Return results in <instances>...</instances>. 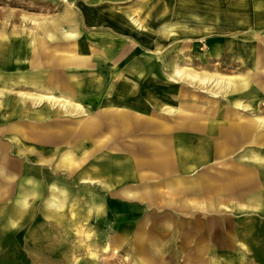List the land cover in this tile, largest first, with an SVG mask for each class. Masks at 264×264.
<instances>
[{
  "label": "bare ground",
  "instance_id": "bare-ground-1",
  "mask_svg": "<svg viewBox=\"0 0 264 264\" xmlns=\"http://www.w3.org/2000/svg\"><path fill=\"white\" fill-rule=\"evenodd\" d=\"M195 1L138 0V16L135 5L74 12L66 3L57 20L19 29L26 36L0 33V68L46 70L22 75L15 85L37 89L19 96L44 109L32 112L19 103L11 116L27 118L41 151L36 159L21 152L37 165L17 183L7 217L14 229L13 218L32 216L43 202L47 246L36 248L37 259L83 264L71 258L85 254L94 258L87 264H116L97 259L103 241V252L124 251L128 264H264V244H257V236L264 238V0H204L198 8L213 30L164 23L171 9L192 13ZM91 26L90 34L82 33ZM211 33L218 34L215 42H208ZM231 35L242 45L224 49ZM207 44L209 51L195 54ZM237 67L234 76L224 75ZM60 68L67 80H60ZM55 84L62 94L41 91ZM3 89L0 97L7 99ZM248 90L253 94L244 104L239 97ZM4 122L9 140L24 137L18 123ZM15 180L14 168L0 166L1 193ZM73 201L85 206L78 222L94 223L96 233L74 236L54 251L50 226ZM66 223L77 230L74 220ZM219 239L235 259L216 261L210 243Z\"/></svg>",
  "mask_w": 264,
  "mask_h": 264
},
{
  "label": "rangeland",
  "instance_id": "rangeland-1",
  "mask_svg": "<svg viewBox=\"0 0 264 264\" xmlns=\"http://www.w3.org/2000/svg\"><path fill=\"white\" fill-rule=\"evenodd\" d=\"M8 0H5L4 3H0V33L4 34L6 36V38L11 37L12 36V32H19V37L20 36H26L28 35V33L26 31L20 32L21 29L26 28V29H30V28H37L39 23H50L51 21H55L57 20L59 17H61L63 15V12L65 10L66 7V3L67 5H71L72 9L74 12H80L82 10V8L90 6L93 8H100V9H105L108 8L110 6H117L116 8H124L126 6H133L135 5V12H134V16H138V12L142 11V6L138 5L137 1L138 0H126L127 3L125 4H119V1H115V0H34L33 2H31L30 0H17L15 4L9 3L7 2ZM204 0H196V9H193L192 13H190L189 11H179V12H172L171 9V15L170 17H168L164 23L168 22V23H172L175 24V26L177 28H182V27H187L189 29H196L197 31H203L205 29H211L213 30L212 24L209 22V15L206 16L207 19L203 18L201 16V13L198 6H202ZM260 3V2H259ZM137 5V6H136ZM155 4L151 5L150 7H153ZM173 7V4L171 6V8ZM261 8H264V3H261ZM155 8V6L153 8H150V11H152ZM156 9V8H155ZM197 16L198 19H200V21H202L201 24L196 23L195 19H192L190 16ZM206 15V14H205ZM212 16V15H211ZM13 17L15 18V21H13ZM79 20V19H78ZM12 24L11 26H9V23ZM80 22V20H79ZM6 23L8 24L5 28H3V24ZM102 25H98V31L99 32H103L105 27H107V24H103ZM250 26L249 24L246 25V29L247 31H250ZM93 26H91L90 28H88L86 31L85 30H81L82 33L90 34V29H92ZM20 29V30H19ZM24 34V35H21ZM239 34H242V32H240ZM211 36L209 37V35H205L202 37L201 41L202 42H206V40L209 37V41L208 42H212V41H216L218 39V34L213 35L212 33L210 34ZM227 36L225 37V45H223L224 49H232V48H238L240 42L238 41V38H236L235 36ZM247 36V35H246ZM263 36H260L259 34V39H262ZM18 40L20 42H22V38H18ZM59 41V42H58ZM57 43L62 42V40H58ZM242 45V44H240ZM213 46H217L216 44H214ZM210 45L207 44V46L203 45L200 48H197V51H195V54L201 55L204 54L205 52L210 50ZM187 57H190V54L186 55ZM26 60V58H25ZM191 68H195L194 66H190ZM238 69L234 68L233 70H228L223 72L224 75H231L234 76L235 73L234 71ZM59 70H61V81L62 80H67V76L64 73L63 68H60ZM39 71H41L42 73H45L46 70L45 69H41V70H30L27 71V69H19L16 71H8V70H4L2 68H0V88H4L6 90L3 89V91H5L6 93H8L7 95V99L6 97H0V110L1 111H9L12 110V108H14L15 106H17L19 103H22V107L27 106L30 107L31 109H33V111L37 108L41 109V111L44 109V105L38 106V105H33V106H29L28 104L25 105L22 100L21 97L19 96L20 92H24V93H35V91L37 89H33L34 87L32 86H15L18 85L17 82L20 80V76L25 75V78H28L29 76H35L37 74H33L34 73H38ZM231 73V74H230ZM240 73V71H239ZM50 79H55V75L54 74H50L49 71V75ZM27 80V79H26ZM42 90L43 92L46 91H51L52 93H55V95H60L64 92L63 88H57L58 86L55 85H49V86H42ZM47 89V90H46ZM250 90V89H249ZM247 93H244V95L240 96V100L246 104L248 103V97L251 96L252 90L249 91ZM66 95V94H64ZM55 163L56 159L54 160ZM23 168L28 167L27 165H25L23 163ZM27 169V168H26ZM25 169V171H26ZM23 179V174L21 175V178L17 179L16 182L20 183L21 180ZM73 195L77 192V190H73ZM85 206L81 205L80 206L78 204H76L73 201V204H71V206L66 207V210L64 211V218H62L61 221H59L58 223H55L52 226H50L52 228L51 233H49L50 237H49V241H50V245L51 248L56 251V250H60L63 249L65 247H68L69 245H71L72 240H74V236H81L83 234H88V235H93L94 233H96L93 229L94 223H91L88 226H83L82 224H80V220L76 219V216L82 215L83 211H84ZM10 210V209H9ZM9 210H7L6 213V222L4 223V221L0 222V264H54L53 261H48V260H41V256L38 257L37 259V251L36 248L38 246H47V242L44 238L45 236V229L48 228L44 225V219L42 216V212L44 210L43 208V202L42 201H38V204L34 206V212L32 214V216L26 215V216H22V218H13L16 223H17V227L12 229L10 228L9 222H8V215H9ZM2 213H0V216ZM72 219L74 220V222L78 223L77 224V230L76 229H70L68 226V223H66L67 220ZM59 225H63L64 228L61 229L59 228ZM66 226V227H65ZM30 235V236H29ZM30 237V238H29ZM37 237V238H36ZM168 237V236H167ZM166 239V238H164ZM203 240L205 243L208 244V238L205 235L203 237ZM29 241H32L31 245L29 244ZM222 239L217 242H212L210 243V245L214 248V255H217V260L219 261L221 260V262H223V260L228 259L229 257H233L235 259L236 254H227V253H222L223 250H225L222 246ZM257 244L259 245L258 248L262 247L264 244V238L262 237H258L257 236ZM103 241L100 242V246L98 248H96V257L97 259H99L101 262H105L107 260H114L116 264H128L129 262V258L125 259V254L122 253H118L116 255L113 254V252L115 250H113V248H111L110 250L107 251V253L103 252L101 250V248L103 246ZM256 246V245H254ZM257 252V251H256ZM253 253V252H252ZM213 254H211L210 252L207 253V256L211 257ZM262 256V255H261ZM259 257L258 260L261 259L260 255L256 256V257H252L250 260L252 261L254 258ZM41 258V259H40ZM72 261H74L73 259L77 260V263H81L83 262V264H87L90 259L94 260V258L89 257L88 255L85 254H75L72 256ZM249 260V261H250ZM262 261V260H261ZM165 264H184V261L182 260H175V259H166Z\"/></svg>",
  "mask_w": 264,
  "mask_h": 264
},
{
  "label": "crops",
  "instance_id": "crops-1",
  "mask_svg": "<svg viewBox=\"0 0 264 264\" xmlns=\"http://www.w3.org/2000/svg\"><path fill=\"white\" fill-rule=\"evenodd\" d=\"M3 108V106H2ZM17 106L12 108V110L9 111H1L0 110V166L5 165V163L9 164V167L11 169L14 168V172L16 175V180L21 178V175L25 172L26 168H30L31 166H36L37 162L36 160H33V162H30L31 158L27 156L25 153H21L22 151L28 152L32 154L31 156L37 158L39 152H41L36 144V141L34 140V136H36L35 132L29 133V127L27 126V118H11L12 114L15 112ZM32 112L33 109H31ZM9 118V122L15 121L18 123L25 132L24 137L17 136L13 141L9 140L8 137L4 134L3 126H5V119ZM25 120V121H23ZM29 121H32L31 119ZM8 124V123H7ZM38 130V129H37ZM23 142V143H22ZM21 143V144H20ZM17 144H19V147L17 148ZM17 151V153H16ZM6 159V162L5 160ZM23 163L27 165L28 167L23 168ZM16 168V171H15ZM14 182V184L11 185V188L8 189L7 192L1 193L0 192V213H2L0 216V222L4 221L6 222V213L9 208L16 205V195H17V188L19 189L18 182ZM3 192V190H2ZM1 229V228H0ZM30 236V235H29ZM30 238V237H29ZM224 248V246H223ZM225 249V248H224ZM222 253H226V249L222 251Z\"/></svg>",
  "mask_w": 264,
  "mask_h": 264
}]
</instances>
